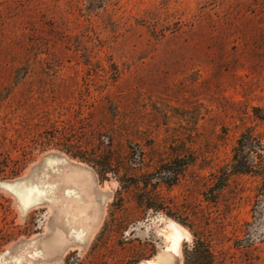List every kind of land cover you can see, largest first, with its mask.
Listing matches in <instances>:
<instances>
[{
  "label": "rangeland",
  "instance_id": "obj_1",
  "mask_svg": "<svg viewBox=\"0 0 264 264\" xmlns=\"http://www.w3.org/2000/svg\"><path fill=\"white\" fill-rule=\"evenodd\" d=\"M260 113L264 0H0V264L157 263L171 221L184 264H264V185L231 173ZM58 163L101 218L35 257L56 212L24 188Z\"/></svg>",
  "mask_w": 264,
  "mask_h": 264
},
{
  "label": "bare ground",
  "instance_id": "obj_2",
  "mask_svg": "<svg viewBox=\"0 0 264 264\" xmlns=\"http://www.w3.org/2000/svg\"><path fill=\"white\" fill-rule=\"evenodd\" d=\"M24 190L50 201L56 212L49 235L38 240L28 251L32 256L61 259L68 248L84 245L93 238L101 218L102 203L90 171L58 163L27 184ZM182 234L190 237L184 228L171 221L168 234L171 247L157 263L143 264H184L180 246Z\"/></svg>",
  "mask_w": 264,
  "mask_h": 264
},
{
  "label": "trees",
  "instance_id": "obj_3",
  "mask_svg": "<svg viewBox=\"0 0 264 264\" xmlns=\"http://www.w3.org/2000/svg\"><path fill=\"white\" fill-rule=\"evenodd\" d=\"M256 117L264 122V113ZM231 173L258 177L264 185V145L250 132L244 133L237 142Z\"/></svg>",
  "mask_w": 264,
  "mask_h": 264
}]
</instances>
